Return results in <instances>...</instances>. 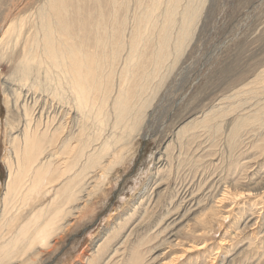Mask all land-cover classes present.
<instances>
[{
  "label": "bare ground",
  "instance_id": "6f19581e",
  "mask_svg": "<svg viewBox=\"0 0 264 264\" xmlns=\"http://www.w3.org/2000/svg\"><path fill=\"white\" fill-rule=\"evenodd\" d=\"M17 1L10 3L11 8L9 0L4 5L8 12L0 23V54L22 42L18 59L11 64L16 76L13 82L20 87L30 81L34 89L41 86L42 109H53L52 117H43L42 111L35 118L30 105L25 102L21 106L18 101L21 88H8L9 94L4 97L7 107L19 111L24 123L18 134L14 133L18 127H6L3 159L7 179L0 205V264H35L88 207L113 169L130 156L132 142L142 135L149 96H154L151 92L158 84L152 81L161 79L172 67L171 60L181 54L184 32L194 22L200 6L194 5L195 0H40L28 21L22 17L16 23L11 12ZM25 1L26 6L32 3ZM255 78L251 84L264 82V71ZM245 88L234 95L248 92ZM253 94L252 105L209 111L189 131L199 129L218 135L225 114H235L228 133V145L233 148L246 127L264 130V90ZM55 185L59 187L54 191ZM224 190L216 204L227 200ZM45 196L51 199L39 205ZM36 204L30 217L21 219V211ZM129 217L120 218V225L95 252L84 255L77 264L146 262L160 246L146 247L154 239L152 235L130 240L123 232ZM199 223L207 225L201 218ZM194 244L185 247L184 252L197 250L196 246L202 248ZM153 259L148 257L150 262ZM180 259L173 258L169 264H178ZM213 260L214 256L208 262L212 264Z\"/></svg>",
  "mask_w": 264,
  "mask_h": 264
},
{
  "label": "rangeland",
  "instance_id": "374dc122",
  "mask_svg": "<svg viewBox=\"0 0 264 264\" xmlns=\"http://www.w3.org/2000/svg\"><path fill=\"white\" fill-rule=\"evenodd\" d=\"M13 1L9 0V8ZM20 1L11 12L16 23L23 18L28 21L40 0H32L29 6L27 1ZM5 2L0 0V23L8 12ZM194 5L200 10L184 32L181 54L171 60L172 67L161 79L152 81L158 84L151 92L154 96H149L142 135L132 142L130 156L113 169L88 207L63 235L60 233L52 241V248L46 249L35 264H77L84 255L93 254L128 216L123 232L129 234L130 240L152 235L154 239L146 247L159 245L164 249L162 253L154 251L148 256L154 257L153 261L147 257L143 264H169L176 257L181 258L178 264H210L212 256V264H264V130L246 127L233 148L228 145V133L235 114H225L220 135L199 129L189 131L207 112L252 105L253 93L264 90V82L251 84L264 71V0H195ZM20 46L22 49V42L0 54V205L7 179L3 159L6 127H18L14 132L18 134L24 123L19 111L4 102L7 89L21 88L18 101L21 106L28 103L35 118L42 111L43 117L51 116L53 109H42L41 86L34 89L31 81L24 87L13 82L16 76L11 64L18 59ZM150 70L151 67L147 69ZM245 86L248 92L234 95ZM181 127L183 132L178 136ZM54 187L55 191L59 185ZM224 189L227 200L216 204ZM245 194L251 195L247 198ZM235 196L242 197L233 200ZM50 199L45 196L39 205ZM213 206L219 208L213 210ZM37 207L30 205L21 211V219L27 220ZM211 211L215 212L210 214ZM200 218L207 225H201ZM123 236L122 233L120 239ZM193 243L202 248L196 246L197 250L185 253L184 248ZM169 244L172 246L167 248ZM128 252L126 249L125 254Z\"/></svg>",
  "mask_w": 264,
  "mask_h": 264
}]
</instances>
